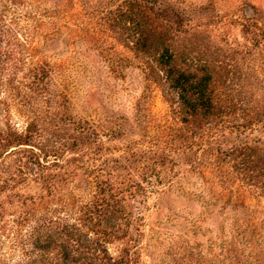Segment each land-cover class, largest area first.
Listing matches in <instances>:
<instances>
[{
  "label": "rangeland",
  "instance_id": "obj_1",
  "mask_svg": "<svg viewBox=\"0 0 264 264\" xmlns=\"http://www.w3.org/2000/svg\"><path fill=\"white\" fill-rule=\"evenodd\" d=\"M136 1L151 34L155 0ZM166 1L171 14H184L181 27L188 34L181 35L195 52L234 64L229 53L245 49L235 58L237 70L231 65L229 81L247 107L264 110V0ZM129 3L0 0V132L29 140L0 150V201L7 216L20 205L13 193L34 197L38 216L62 210L75 217L84 205L96 207L104 189L101 196L135 239L129 261L221 264L223 244L236 238L255 264L257 251L264 259L263 183L249 177L257 171H238V158L220 151L217 137L197 146L202 123H180L174 115L149 72L152 59L136 51ZM170 13L159 22L174 33ZM252 17L256 25L245 27ZM252 31L261 40L249 54ZM230 136L264 147L261 124ZM110 242V255L119 256L123 242ZM73 261L86 264L81 257Z\"/></svg>",
  "mask_w": 264,
  "mask_h": 264
},
{
  "label": "trees",
  "instance_id": "obj_2",
  "mask_svg": "<svg viewBox=\"0 0 264 264\" xmlns=\"http://www.w3.org/2000/svg\"><path fill=\"white\" fill-rule=\"evenodd\" d=\"M128 1L129 19L134 21L136 28L134 42L136 51L152 59L149 72L157 76L167 101L174 106V115L178 116L180 123L185 121L192 125L196 121L202 123L197 146L205 143L207 138L217 137L218 149L232 159L238 158L240 162L238 171H245L244 173H249L250 170L257 171L256 178L253 175L249 177L259 180L264 187V147L252 146L245 139L233 142L230 136L236 131L243 133L259 124L264 125V110L259 106L247 107L241 99L240 90L229 81V73L233 72L231 65L237 70L235 58H238L245 49H235L229 53L232 54L234 64L230 62L223 64L215 54L201 55V52H195L191 48L193 46L191 40L188 38L189 41L186 42L184 41L186 36L181 35L184 32L188 34V31L181 27L184 14L178 10L171 14L170 1L168 3L166 0V4L164 0L163 2L155 0L153 3L154 7L151 9L155 11L153 22L156 23V27L148 34L144 6L136 0ZM147 1L140 0L142 3ZM165 11L170 13L172 22L177 25L174 33L173 27L160 26L159 16ZM123 12L126 13L127 10ZM245 20L247 24L244 26L249 27L255 26L254 21L258 18ZM126 21L129 22L128 19ZM251 33L250 39L246 40L252 46L246 44V51L254 50L260 44L261 35L253 31ZM232 117L235 120L242 119L244 122H231ZM21 137L16 132L8 131L6 134L0 132V143H3L0 150L28 144V138L21 140ZM193 144L192 141L186 142V149L192 150ZM243 150L248 151L243 154ZM102 191L98 194L97 199L100 200L96 207L84 205L75 217L72 211L62 210L38 216L34 209L36 201L34 197L18 193H13L11 198L18 200L20 205L14 207L10 216H7L8 209L5 208L4 202L0 201V264H71L77 257H81L86 264H136L135 260H128V253L134 246L135 239L132 238V233L118 222L121 218L114 214L118 210L116 211L109 200L101 196L105 194L104 189ZM138 219L136 217L133 219L136 223L132 222L137 232L140 231ZM125 222L127 227L133 228L130 220L125 219ZM124 236L128 238L127 241L124 240ZM111 240L124 243L119 256L110 255L107 245ZM240 245L241 241L236 238L225 242L223 246L226 256L221 264H249L247 262L249 255L243 256ZM4 247L9 249L10 255L6 253ZM261 254L262 252L258 251L255 253V264H264Z\"/></svg>",
  "mask_w": 264,
  "mask_h": 264
}]
</instances>
